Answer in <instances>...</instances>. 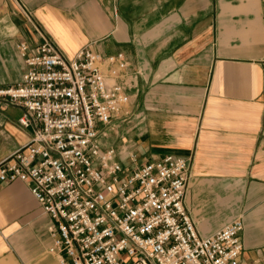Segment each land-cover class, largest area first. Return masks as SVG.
I'll return each mask as SVG.
<instances>
[{
  "label": "crops",
  "instance_id": "obj_1",
  "mask_svg": "<svg viewBox=\"0 0 264 264\" xmlns=\"http://www.w3.org/2000/svg\"><path fill=\"white\" fill-rule=\"evenodd\" d=\"M42 35L66 57L126 55L127 113L101 146L112 141L124 166L187 158L182 203L196 232L239 218V259L264 258V0H0V87L24 72L15 44L31 50ZM21 111L0 98L1 156L32 135ZM29 186L0 189V264L69 263L49 250L54 222Z\"/></svg>",
  "mask_w": 264,
  "mask_h": 264
},
{
  "label": "built area",
  "instance_id": "obj_2",
  "mask_svg": "<svg viewBox=\"0 0 264 264\" xmlns=\"http://www.w3.org/2000/svg\"><path fill=\"white\" fill-rule=\"evenodd\" d=\"M15 47L25 69L20 82L0 87V98L21 107L17 121L32 135L0 155V189L30 184L54 222L49 250L69 261L60 264H264L239 259V218L207 237L196 232L182 203L187 158L124 166L101 147L112 119L127 113L124 53L86 46L66 57L42 37L31 50L24 41Z\"/></svg>",
  "mask_w": 264,
  "mask_h": 264
},
{
  "label": "rangeland",
  "instance_id": "obj_3",
  "mask_svg": "<svg viewBox=\"0 0 264 264\" xmlns=\"http://www.w3.org/2000/svg\"><path fill=\"white\" fill-rule=\"evenodd\" d=\"M42 38H45V39H47V40H49V41H51L48 37H46V36H44V35H42L41 36ZM52 42V41H51ZM53 43V42H52ZM54 44V43H53ZM54 46L56 47V45L54 44ZM57 48V47H56ZM58 49V48H57ZM80 49V48H79ZM59 50V49H58ZM78 50V49H77ZM60 51V50H59ZM116 140V139H115ZM118 140V139H117ZM104 140L103 139H101V141L100 142H103ZM102 148H104V147H112L113 149H114V147H113V142L112 141H109V144L106 146H104L103 144H102V146H101ZM114 151H115V149H114ZM124 157H126V156H124ZM126 161L125 162H128V160H129V157L127 156L126 158ZM132 160V159H131ZM142 160L143 159H140V160H137V164L136 165H139L140 163H143L142 162ZM145 162V161H144ZM131 163H132V161H131ZM134 163V162H133ZM136 165H133V167L134 166H136Z\"/></svg>",
  "mask_w": 264,
  "mask_h": 264
},
{
  "label": "bare ground",
  "instance_id": "obj_4",
  "mask_svg": "<svg viewBox=\"0 0 264 264\" xmlns=\"http://www.w3.org/2000/svg\"><path fill=\"white\" fill-rule=\"evenodd\" d=\"M190 218V217H189ZM191 220V219H190ZM234 220V219H233ZM196 230V229H195Z\"/></svg>",
  "mask_w": 264,
  "mask_h": 264
}]
</instances>
